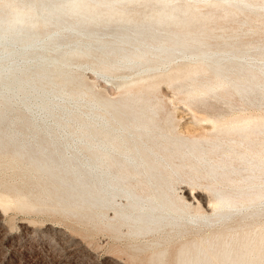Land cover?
<instances>
[{
    "label": "bare ground",
    "instance_id": "bare-ground-1",
    "mask_svg": "<svg viewBox=\"0 0 264 264\" xmlns=\"http://www.w3.org/2000/svg\"><path fill=\"white\" fill-rule=\"evenodd\" d=\"M10 206L151 236L149 264H264V0H0Z\"/></svg>",
    "mask_w": 264,
    "mask_h": 264
},
{
    "label": "rangeland",
    "instance_id": "rangeland-1",
    "mask_svg": "<svg viewBox=\"0 0 264 264\" xmlns=\"http://www.w3.org/2000/svg\"><path fill=\"white\" fill-rule=\"evenodd\" d=\"M230 26H235V24L230 23ZM254 36L257 37V35ZM102 82L103 80L101 82L97 80V87ZM111 85L109 84V86ZM102 86L99 89L106 92L107 89L102 88ZM111 87L115 90L114 85ZM168 89L166 85H162L160 93L167 103V108H170L169 110H172L174 113L175 124L188 128L189 118H192L191 111L180 101V98L176 96L174 90L171 91L172 89ZM174 101L177 102L174 103ZM170 102H172L171 105ZM178 102L181 103L177 104ZM185 107L189 111H186ZM257 112L254 109L247 111L248 114L252 113V115L257 114ZM187 185L185 182L180 183L177 188L178 193L181 194L182 188L187 187ZM188 187L194 191L198 186L190 187L188 185ZM195 191L205 192L201 187H198ZM0 217H2L0 218V264H149L152 254L149 250H136L137 245L150 241L151 236L145 237L142 241L139 240L141 242H132L126 237H115L110 231L93 228L89 224L80 222L73 217H66L58 213L27 211L10 206L3 210ZM61 218L66 219L61 221ZM188 236L190 238L191 234ZM188 236L185 239H188ZM182 240L171 244L169 256L172 259L168 256L166 264L168 262L169 264L174 262L172 256H174ZM71 244L79 249L70 251ZM142 257L144 260L141 259Z\"/></svg>",
    "mask_w": 264,
    "mask_h": 264
}]
</instances>
